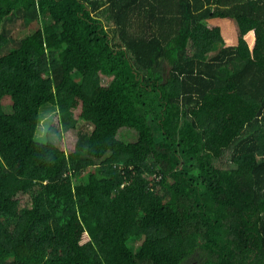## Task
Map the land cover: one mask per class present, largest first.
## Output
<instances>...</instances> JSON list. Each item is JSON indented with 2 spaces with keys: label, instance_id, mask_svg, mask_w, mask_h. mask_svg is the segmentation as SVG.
Segmentation results:
<instances>
[{
  "label": "trees",
  "instance_id": "1",
  "mask_svg": "<svg viewBox=\"0 0 264 264\" xmlns=\"http://www.w3.org/2000/svg\"><path fill=\"white\" fill-rule=\"evenodd\" d=\"M0 157V264H264V0H0Z\"/></svg>",
  "mask_w": 264,
  "mask_h": 264
},
{
  "label": "rangeland",
  "instance_id": "2",
  "mask_svg": "<svg viewBox=\"0 0 264 264\" xmlns=\"http://www.w3.org/2000/svg\"><path fill=\"white\" fill-rule=\"evenodd\" d=\"M18 23L20 24V22H17L14 24L10 23L11 25H8L10 28V33L15 32L13 30L18 29V28H16ZM4 103H5L6 111L8 113H10L12 111V108H11L12 103H11L10 99H8V98L5 99ZM57 113H58V110L56 108L54 109L53 107H50V108L47 107L46 109L43 110V113H42L43 114V121H42V124L40 126L41 133H43L45 130L46 122L51 120V119H54L57 116ZM79 126H82L87 133L91 132V128L84 127L82 125V123H80ZM40 136H42V135H40ZM135 139L136 138L133 135L127 136V140H129V141H134ZM3 165H4V162H3L2 158L0 157V167H2ZM192 264H198V261L196 259H193Z\"/></svg>",
  "mask_w": 264,
  "mask_h": 264
}]
</instances>
